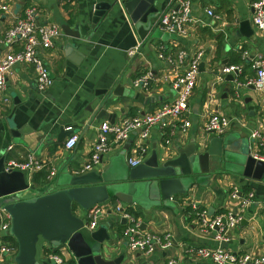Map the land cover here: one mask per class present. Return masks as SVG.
I'll use <instances>...</instances> for the list:
<instances>
[{
  "label": "crops",
  "instance_id": "obj_1",
  "mask_svg": "<svg viewBox=\"0 0 264 264\" xmlns=\"http://www.w3.org/2000/svg\"><path fill=\"white\" fill-rule=\"evenodd\" d=\"M3 1L10 4V10L0 13V58L10 49L19 48V45L6 46L3 34L27 5L37 6L40 23L60 26L53 45L40 50L52 78L51 85L44 91L38 90L32 66L16 64L6 78L9 101L6 104L0 102V157L3 156L5 161H21L33 154L43 164L39 170L25 173L26 180L34 185L35 190L20 197L63 188L68 179L62 168L85 172L81 167L88 158L99 123L109 121L95 118L96 103L90 104L92 109H88L95 90L108 88L118 81L129 91L128 95L114 96L106 107L107 112L114 114V123L151 112L173 100L176 95L172 85L174 77L183 72L198 52L202 53V65L188 100L185 118L190 126L186 132L180 133L179 121L167 128L152 127L142 143L138 133L133 132L127 141L111 144L101 163L91 170L102 172L107 167L117 172L126 171L132 166L129 160L141 161L154 149L172 157L178 146H186L192 138L204 141L217 136L204 129L209 115L215 110L231 119V126L222 135L227 136L231 148L243 149L247 142L248 149L252 129L264 135V88L253 89L252 84H246L255 76L252 59L264 57V37L252 23L254 0H190L192 19L184 26L183 32L175 34L162 31L156 24L161 12L170 6V0L155 1L158 14L151 19L149 28L127 20L116 0ZM101 1L115 4L105 10L94 28H90L94 6ZM208 9L216 17L208 15ZM77 24L80 38L65 34L61 28L67 25L74 30ZM138 42L142 43L137 52L129 54L128 51ZM179 52L184 53L182 62L177 59ZM159 53L164 58L159 57ZM229 64L240 65V73H219L223 65ZM147 72L152 75L147 89L132 86L133 80ZM231 76L233 80L229 81ZM60 126L72 128L69 135L78 136L73 149L64 148L69 135L60 142L56 141ZM12 129L19 136L14 135ZM258 142L255 141L254 145ZM50 170H55V174L48 178ZM204 176L203 183L194 184L184 194L173 198V209L159 206L145 210L136 204L120 202L124 208L131 207L138 213L134 217L140 219L143 230L170 232L176 242L171 250L147 255L130 253L122 236L125 223H119V215L113 212L103 214L96 227L114 217L113 232L108 231L114 239V246L118 251L124 249L131 264H167L170 258H174V264H213L209 259L188 256L180 244L215 246L213 232L201 228L198 212L205 210L209 217H213L232 209L241 219L229 231L225 248L236 254H264V170L257 179L211 165ZM233 188L241 197L252 191L253 202L241 208L240 199L230 197ZM107 201L112 205L118 203L116 199ZM193 204L196 208H192ZM75 212L86 214L79 208ZM15 241L12 235L0 230V243L17 248ZM60 247L41 242L37 257L44 260L47 248ZM62 250L66 258L74 260L67 248ZM3 263L14 264V256L6 255Z\"/></svg>",
  "mask_w": 264,
  "mask_h": 264
},
{
  "label": "water",
  "instance_id": "obj_2",
  "mask_svg": "<svg viewBox=\"0 0 264 264\" xmlns=\"http://www.w3.org/2000/svg\"><path fill=\"white\" fill-rule=\"evenodd\" d=\"M155 1L122 0L120 3L116 0L115 3L131 23L149 28L151 19L158 14ZM114 4L98 2L94 6L90 28H94L105 10ZM61 28L67 35L82 37L79 24L74 30L67 25ZM201 65L200 62L199 67ZM232 80L231 76L229 81ZM251 88L255 89V86L252 84ZM123 94L128 95L129 91L118 81L108 88L95 90L88 109H92L90 104L96 103L95 118L114 123V114L107 112L106 107L114 96ZM11 132L19 136L16 130ZM72 132V128L60 126L56 141H62ZM229 145L227 136H212L204 141L192 138L186 146L177 147L175 156L154 149L126 171L117 172L106 167L102 172H71L65 167L62 169L68 180L63 188L26 198L18 195L34 191V185L26 180L23 171L5 169L6 161L0 157V208L10 216L7 233L17 243L14 264H48L37 257V246L41 242L65 246L76 264H131L124 249L118 251L114 246V239L108 231L113 232L114 217L89 229L86 218L78 215L72 206L84 211L115 198L145 210L159 206L173 209V198L184 194L192 185L203 183L211 165H216V169L223 167L230 172L260 178L264 162L253 159L244 149H233ZM119 223L124 224L125 218L120 217ZM226 245L220 243L221 247Z\"/></svg>",
  "mask_w": 264,
  "mask_h": 264
},
{
  "label": "built area",
  "instance_id": "obj_3",
  "mask_svg": "<svg viewBox=\"0 0 264 264\" xmlns=\"http://www.w3.org/2000/svg\"><path fill=\"white\" fill-rule=\"evenodd\" d=\"M67 1V0H65ZM122 2V0H117ZM10 10V4L0 0V13ZM191 1L190 0H170L168 9L161 12L157 19V26L167 33L183 32L184 26L191 21ZM208 15L215 16L211 9L207 10ZM216 17V16H215ZM252 23L262 32L264 37V0H254L252 2ZM60 33V26L54 23H40L38 20V9L35 4H29L24 7L22 15L18 16L14 22L5 30L3 34V43L6 46L19 45L17 50L10 49L0 58V102L6 104L9 99L6 95L7 74L16 64H29L35 74V82L38 90H46L52 83L49 69L40 55V50L48 49L53 45L54 39ZM142 42H138L128 53L137 52ZM202 53H196L189 61L183 72L174 77L173 87L176 89V95L169 103L163 104L155 110L136 114L125 118L118 123H110L107 120L101 121L98 126V133L93 140L91 150L87 160L82 164L81 171L93 169L101 163L102 156L106 153L111 144H121L127 141L133 132L138 133V138L142 142L147 138L150 129L154 126L167 128L174 122H181L180 133H185L190 126V122L185 118L188 110V100L195 86L199 73V63ZM159 57L164 58L159 53ZM184 53L179 52L177 59L182 62ZM170 61V57L166 58ZM252 67L255 72L253 79L246 84H253L256 89L264 88V57L259 56L252 59ZM241 66L237 64L223 65L219 73L221 74H239ZM152 77L150 72L137 77L132 81V86L140 89H147L149 80ZM231 126V119L222 112L215 110L212 112L204 125V129L209 132L222 136ZM250 144L247 152L255 160L264 162V135L257 129H252L249 133ZM78 141L76 134L69 135L64 142V148L71 150ZM255 141H259L254 145ZM169 142V140H166ZM258 148V149H257ZM140 159H131L129 164L132 166L138 164ZM43 164L33 155L28 154L23 160L8 159L5 162V169L21 170L24 173L31 174L40 168ZM55 170H50L48 178L54 176ZM231 198L240 199V207L245 208L254 200V193L248 192L245 196H239L236 188L230 192ZM115 205L106 201L94 205L83 216L87 220V227L94 229L103 214L111 212L125 218V226L122 230V236L130 253L140 252L142 254H151L155 251L171 250L175 246L173 235L168 232H148L141 228V221L135 218L132 213L126 210L120 201ZM192 208H196L193 204ZM83 211V210H82ZM201 228L211 230L216 245L213 247L193 246L180 244L182 251L188 256L209 259L213 264H264V254L252 255L250 253L236 254L235 252L221 247V242H228L229 231L238 224L241 216L238 212L230 209L223 213L209 217L205 210L198 212ZM10 226L9 214L0 208V230L7 232ZM60 248L49 249L44 254V260L48 264H76L73 260L65 257L63 245ZM62 248V249H61ZM58 249V250H57ZM17 248L7 244L0 243V264H4L6 255L14 256ZM57 250V251H56ZM174 258H170L167 264H174Z\"/></svg>",
  "mask_w": 264,
  "mask_h": 264
},
{
  "label": "trees",
  "instance_id": "obj_4",
  "mask_svg": "<svg viewBox=\"0 0 264 264\" xmlns=\"http://www.w3.org/2000/svg\"><path fill=\"white\" fill-rule=\"evenodd\" d=\"M34 178H35V177H32V180H34ZM113 199H115V198H112V200H113ZM72 209L75 210V209H76V206L73 205V206H72ZM126 210L129 211L130 213H132L133 216H136V215L138 214L136 211H134L133 209H131V207L126 208ZM15 242H16V241H15ZM16 246H17V243H16ZM37 247H38V250H39V249L41 248V243H39ZM48 250H49V248H47L45 251H48ZM57 250H58V249H57ZM57 250H56V251H57Z\"/></svg>",
  "mask_w": 264,
  "mask_h": 264
},
{
  "label": "rangeland",
  "instance_id": "obj_5",
  "mask_svg": "<svg viewBox=\"0 0 264 264\" xmlns=\"http://www.w3.org/2000/svg\"><path fill=\"white\" fill-rule=\"evenodd\" d=\"M243 149H244L245 152H247V142L245 143V146H244ZM247 154H248V153H247ZM30 191H31V190H30ZM30 191H29V192H30ZM27 192H28V191H27ZM22 195L24 196L25 194L22 193V194H20V195H18V196H22ZM56 246H58V245H56Z\"/></svg>",
  "mask_w": 264,
  "mask_h": 264
}]
</instances>
